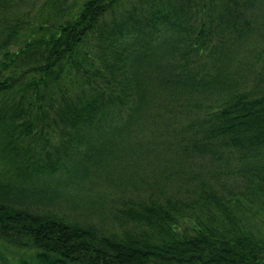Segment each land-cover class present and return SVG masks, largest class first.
<instances>
[{
	"label": "trees",
	"instance_id": "trees-1",
	"mask_svg": "<svg viewBox=\"0 0 264 264\" xmlns=\"http://www.w3.org/2000/svg\"><path fill=\"white\" fill-rule=\"evenodd\" d=\"M24 1L0 0V264H264V0ZM98 172L124 181L96 221L49 207Z\"/></svg>",
	"mask_w": 264,
	"mask_h": 264
},
{
	"label": "rangeland",
	"instance_id": "rangeland-1",
	"mask_svg": "<svg viewBox=\"0 0 264 264\" xmlns=\"http://www.w3.org/2000/svg\"><path fill=\"white\" fill-rule=\"evenodd\" d=\"M25 10L32 9V4L38 2H33V0H25ZM31 3V6L29 4ZM35 11H33L34 14ZM150 136V133L147 134ZM8 165H3L0 162V181H4L7 177ZM124 180L119 179V177L106 176L101 173H93L91 176L66 190H64V195L62 199L56 202H51L49 207L58 210L61 213H67L71 216H77L79 218L91 219V221L97 220V215L89 214L86 211V207L91 201L98 198H103L107 203L112 204V200L119 193V189ZM65 199L68 202H65ZM44 207V205H42Z\"/></svg>",
	"mask_w": 264,
	"mask_h": 264
}]
</instances>
